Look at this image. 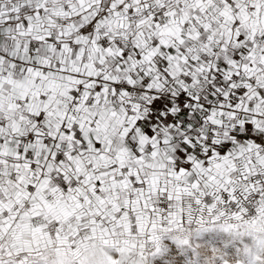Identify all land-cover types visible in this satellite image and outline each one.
I'll return each instance as SVG.
<instances>
[{
    "label": "snow or ice",
    "instance_id": "1",
    "mask_svg": "<svg viewBox=\"0 0 264 264\" xmlns=\"http://www.w3.org/2000/svg\"><path fill=\"white\" fill-rule=\"evenodd\" d=\"M0 264H264V0H0Z\"/></svg>",
    "mask_w": 264,
    "mask_h": 264
}]
</instances>
